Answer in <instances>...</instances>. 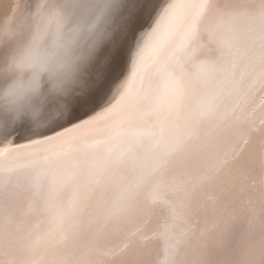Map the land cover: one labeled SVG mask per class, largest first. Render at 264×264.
Returning a JSON list of instances; mask_svg holds the SVG:
<instances>
[{
    "label": "snow or ice",
    "instance_id": "obj_1",
    "mask_svg": "<svg viewBox=\"0 0 264 264\" xmlns=\"http://www.w3.org/2000/svg\"><path fill=\"white\" fill-rule=\"evenodd\" d=\"M29 17L4 59L67 32L72 88L46 120L6 92L0 264H264V0H52Z\"/></svg>",
    "mask_w": 264,
    "mask_h": 264
},
{
    "label": "bare ground",
    "instance_id": "obj_2",
    "mask_svg": "<svg viewBox=\"0 0 264 264\" xmlns=\"http://www.w3.org/2000/svg\"><path fill=\"white\" fill-rule=\"evenodd\" d=\"M51 2L0 0V109L10 107L11 98L6 96V92L11 86L24 93L22 102L30 106L29 118L32 111H38L40 119L46 120L59 110L64 91L72 88L70 81L61 83L71 70L59 69L64 59L67 32L53 37L49 34V27L45 26L39 30L41 32L46 28L47 32L38 48L33 47L34 39L26 37L27 42L7 60L2 51L4 40L19 33L24 25L31 22L29 13H34L37 5Z\"/></svg>",
    "mask_w": 264,
    "mask_h": 264
},
{
    "label": "clouds",
    "instance_id": "obj_3",
    "mask_svg": "<svg viewBox=\"0 0 264 264\" xmlns=\"http://www.w3.org/2000/svg\"><path fill=\"white\" fill-rule=\"evenodd\" d=\"M46 32H47L46 28L43 29V31L39 32L38 37L36 39H34V41H33V47H37V48L39 47L40 43L43 40L44 35L46 34Z\"/></svg>",
    "mask_w": 264,
    "mask_h": 264
}]
</instances>
